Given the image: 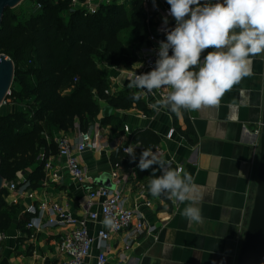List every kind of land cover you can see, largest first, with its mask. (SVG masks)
I'll return each instance as SVG.
<instances>
[{
	"label": "crops",
	"instance_id": "1",
	"mask_svg": "<svg viewBox=\"0 0 264 264\" xmlns=\"http://www.w3.org/2000/svg\"><path fill=\"white\" fill-rule=\"evenodd\" d=\"M104 1L107 0H94ZM155 5L152 0L150 11H153L156 26L165 25L163 18L167 16V26L174 28L176 22L169 15L170 5L166 0H155ZM210 51L212 49L204 50L201 59ZM139 63L137 57L132 67L126 68L122 64L98 60V66L105 70L111 94L126 90L140 94L138 89L128 87L131 81L128 71L136 69ZM252 70L253 75L226 92L218 106H204L195 111L182 110L177 114L161 109L156 112L151 105L162 98L155 92H145L139 96L149 112L137 106L113 107L112 115L104 117L102 110L110 104L100 100V113L87 130L97 148L86 149L77 155L86 170L88 182L95 184L94 180L100 174L116 172L118 177H114L113 182L122 189L128 206H139L138 210L154 227L153 235L142 233L136 238L126 251L123 264H236L256 181L264 55L253 58ZM22 108V103L17 104L11 112ZM143 112L147 117H142ZM105 118H108L106 123ZM77 122L67 130L49 127L47 136L51 146L47 156L52 167L46 170L43 166L45 176L37 187H31L29 182L26 185L19 183L16 190L6 189L3 193L1 202L10 216V224L0 233V264H63L66 259L60 249V235L66 226L55 225L37 231L28 229L27 223L38 215L32 210L39 211L45 200L58 201L77 217H82L87 210V192L68 173L56 145V139L61 135H67L71 140L79 139L81 129ZM188 128L192 132L186 137ZM146 130L159 137L156 147L162 151L160 159L175 163L171 167L175 170L177 164H182L181 173L192 176L195 189L188 201L180 203L165 195L153 196L149 182L154 170L156 176L161 174L159 166L141 171L137 167L138 155L135 154V161L132 157H122L121 148L125 145L144 147L135 136ZM146 199L152 201L151 206L142 205ZM190 203L202 210L204 219L199 224H192L181 215ZM88 227L94 235L99 225L89 222ZM108 244L111 250L109 264H120L122 236L114 235ZM99 253L96 241L92 257L86 264H95L94 255Z\"/></svg>",
	"mask_w": 264,
	"mask_h": 264
},
{
	"label": "trees",
	"instance_id": "2",
	"mask_svg": "<svg viewBox=\"0 0 264 264\" xmlns=\"http://www.w3.org/2000/svg\"><path fill=\"white\" fill-rule=\"evenodd\" d=\"M33 2L26 14L6 9L0 29V54L15 65L11 94L6 99L23 104L22 109L0 113V173L5 182L24 174L35 188L45 176L41 155L47 156L51 146L49 127L67 130L78 121L81 131L89 130L100 113L101 99L116 108L137 106L149 112L134 92H106L107 77L98 60L131 68L137 50L151 33L163 40L166 35L155 30L153 11L146 9L144 0L103 2L93 12L73 8L70 0ZM127 30L129 39L123 37ZM190 132L188 128L186 137ZM135 138L148 150L159 143L150 130ZM5 191L4 187L0 195V233L10 224L1 202Z\"/></svg>",
	"mask_w": 264,
	"mask_h": 264
},
{
	"label": "clouds",
	"instance_id": "3",
	"mask_svg": "<svg viewBox=\"0 0 264 264\" xmlns=\"http://www.w3.org/2000/svg\"><path fill=\"white\" fill-rule=\"evenodd\" d=\"M176 24L159 41L155 67L148 73L136 75L128 84L147 93L162 88L170 91L151 105L159 112L168 109L179 114L182 110L195 111L204 106H218L221 98L234 85L253 75L252 61L264 55V0H166ZM155 5V0H153ZM167 25L168 18H163ZM206 49H212L201 59ZM171 50V55L169 54ZM139 99V96L133 97ZM135 146L125 150L135 161ZM158 165L161 174L149 182L153 196L165 195L180 203L188 201L194 192L192 176L171 168L170 162L144 149L137 167L147 170ZM181 215L192 224L204 217L201 208L188 204ZM105 227L114 221L105 217ZM32 226L40 229L41 220L34 218Z\"/></svg>",
	"mask_w": 264,
	"mask_h": 264
},
{
	"label": "built area",
	"instance_id": "4",
	"mask_svg": "<svg viewBox=\"0 0 264 264\" xmlns=\"http://www.w3.org/2000/svg\"><path fill=\"white\" fill-rule=\"evenodd\" d=\"M126 1L127 0H107L104 2L124 3ZM151 2L152 0H144L148 11L150 10ZM70 4L73 8H81L93 12L99 9L101 3L94 2V0H70ZM37 6L40 7V4ZM171 29L172 28L167 25L155 27V30L163 35H166V32ZM161 40H163L162 37H158L155 33H151L148 37V41L139 47L137 50V57L140 60L139 66L136 69L128 71V76L131 80H133L136 75L148 73L155 67V61L158 58L159 41ZM169 91L170 89L168 88H162L154 92L161 98H164ZM106 92L111 93L108 88ZM145 92L146 91L139 90L140 94ZM10 94L11 91L9 95ZM142 117H147V113L143 112ZM48 141H50L49 137ZM56 145L58 155L65 160L64 165L68 173L74 181L79 183L87 192V210L82 217H77L71 213L65 205H62L58 201L45 200L41 203L39 211L36 209L32 210V213H38L34 218H39L41 220L42 227L38 229L32 226L31 221L34 219L33 218L27 223L28 229L39 231L44 227L55 225L66 226L67 229L60 235V249L67 256L63 264H86L88 258L92 257V249L96 241L100 253L94 255L95 264H109L111 250L108 241L114 235L120 234L123 240V248L119 253V262L123 264L127 258L126 251L130 249L136 238L142 233L153 235L154 227L149 225L146 215L138 210L139 206H128L127 199L123 195L122 189L117 187L115 182H113L116 184V188L114 189L88 182L86 170L77 155L86 149L97 148V143L93 139L90 131H81L78 140H71L69 136L61 135L56 139ZM128 147L129 145H125L121 148V153L124 155L123 157H130L125 151ZM144 149L145 148L141 145L135 148V154L138 155V162ZM150 150L153 151L158 158L162 156V151L158 147ZM41 160L44 162V169L47 170L52 167V162L49 160L48 156L42 154ZM169 162L171 167L175 166V163L172 161ZM176 170L182 172L183 165L177 164ZM112 177L113 179L114 177H118L117 173H112ZM19 183H24L26 185L27 177H22L18 183L14 181L5 182L4 187L7 190L13 191L17 189ZM142 205L149 207L152 205V201L146 199L142 202ZM39 213L42 214L40 215ZM105 217L113 219L114 224L111 229L105 227L102 223ZM89 222H95L99 225L94 235L91 234L88 227ZM33 236L34 235L31 237Z\"/></svg>",
	"mask_w": 264,
	"mask_h": 264
},
{
	"label": "water",
	"instance_id": "5",
	"mask_svg": "<svg viewBox=\"0 0 264 264\" xmlns=\"http://www.w3.org/2000/svg\"><path fill=\"white\" fill-rule=\"evenodd\" d=\"M23 0H0V29L5 10L16 7ZM15 65L11 58L0 54V106L9 95L14 79ZM113 106L103 108L104 117L112 115ZM1 165V156H0ZM256 183L253 191L252 205L246 220L244 233L240 242L236 264H264V87L262 99V119L260 131V151L255 172ZM112 173L104 172L97 176L94 183L99 186L116 188ZM5 179L0 173V195ZM1 238V237H0Z\"/></svg>",
	"mask_w": 264,
	"mask_h": 264
},
{
	"label": "rangeland",
	"instance_id": "6",
	"mask_svg": "<svg viewBox=\"0 0 264 264\" xmlns=\"http://www.w3.org/2000/svg\"><path fill=\"white\" fill-rule=\"evenodd\" d=\"M33 3H34L33 0H23L16 7L12 8V10L18 13H21V14H26V13H29L33 9ZM123 37H126L129 39L130 32L128 30L124 31ZM20 103L21 101L19 100L15 101L12 98H7L5 103H3L0 106V113H9L13 111L14 109H16L17 104H20Z\"/></svg>",
	"mask_w": 264,
	"mask_h": 264
}]
</instances>
